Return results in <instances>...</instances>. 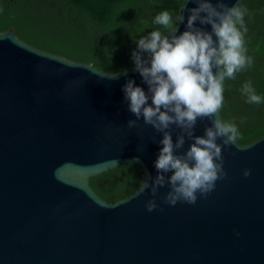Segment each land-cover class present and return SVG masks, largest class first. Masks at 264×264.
Instances as JSON below:
<instances>
[{
	"label": "water",
	"instance_id": "obj_1",
	"mask_svg": "<svg viewBox=\"0 0 264 264\" xmlns=\"http://www.w3.org/2000/svg\"><path fill=\"white\" fill-rule=\"evenodd\" d=\"M183 3L178 35L198 6ZM129 79L147 92L134 66L109 72L0 31V264H264V134L223 148L227 176L195 204H166L167 185L153 211L150 190L117 201L94 190L91 177L137 159L157 174L162 133L127 126Z\"/></svg>",
	"mask_w": 264,
	"mask_h": 264
},
{
	"label": "clouds",
	"instance_id": "obj_2",
	"mask_svg": "<svg viewBox=\"0 0 264 264\" xmlns=\"http://www.w3.org/2000/svg\"><path fill=\"white\" fill-rule=\"evenodd\" d=\"M193 2L198 6L188 9L182 33L175 34L181 16L174 21L165 10L156 15L154 23L164 26L168 33L152 30L138 39L132 59L134 70L148 86L147 92L134 79L122 86L128 111L136 117L127 126L136 127L142 118L144 124L162 133L158 141L162 148L154 162L157 174L146 173L137 190L138 193L150 190L148 211L157 208L155 198L166 185L169 188L163 197L166 204L175 206L180 201L195 204L198 194L207 196L216 182L227 176L223 148L248 146L239 142L235 123L218 116L224 102L225 78L235 79L238 71L253 62L247 55L244 39L247 9L241 3L229 6L224 0L216 3L184 0L183 6ZM197 21L200 25H211V31L197 26ZM242 91L249 103H261L251 83H246ZM205 118L211 126L205 127L203 135H196L198 119ZM173 125L180 130L175 140ZM186 140L192 141L190 146L186 152H179ZM138 162L137 159L133 163ZM250 174L251 170L245 169L244 176Z\"/></svg>",
	"mask_w": 264,
	"mask_h": 264
},
{
	"label": "trees",
	"instance_id": "obj_3",
	"mask_svg": "<svg viewBox=\"0 0 264 264\" xmlns=\"http://www.w3.org/2000/svg\"><path fill=\"white\" fill-rule=\"evenodd\" d=\"M182 0H0V31L16 27L23 40L67 58L85 61L109 72L134 66L137 41L152 30L167 34L154 23L162 11L175 21ZM244 35L252 64L225 78L223 120L238 128L239 142L264 134V0H245ZM251 83L261 103H249L242 89ZM144 179L137 163L119 165L90 178L104 199L117 201L134 192Z\"/></svg>",
	"mask_w": 264,
	"mask_h": 264
}]
</instances>
